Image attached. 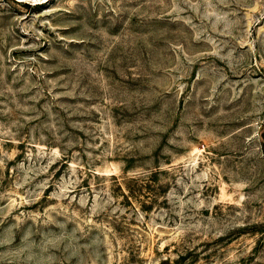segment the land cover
Here are the masks:
<instances>
[{"label": "rangeland", "instance_id": "374dc122", "mask_svg": "<svg viewBox=\"0 0 264 264\" xmlns=\"http://www.w3.org/2000/svg\"><path fill=\"white\" fill-rule=\"evenodd\" d=\"M0 264H264V0H0Z\"/></svg>", "mask_w": 264, "mask_h": 264}]
</instances>
